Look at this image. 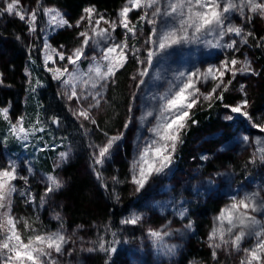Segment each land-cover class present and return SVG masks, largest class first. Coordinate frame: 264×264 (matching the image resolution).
I'll return each mask as SVG.
<instances>
[{
    "label": "snow or ice",
    "instance_id": "1",
    "mask_svg": "<svg viewBox=\"0 0 264 264\" xmlns=\"http://www.w3.org/2000/svg\"><path fill=\"white\" fill-rule=\"evenodd\" d=\"M41 10L46 18V26L40 27L38 32V14ZM133 12L138 13L135 21L130 15ZM4 14L25 23L29 35L40 38L44 34L39 51L45 70L58 82L57 95L65 101V107L79 122L85 137H90L88 125L103 132V141L97 143L89 138L87 147L90 150L93 174L106 190L108 183L102 169L120 147L125 133L120 131L110 135L99 129L95 111L109 103L106 93L116 84L118 73L130 59H134L138 65L136 73L131 77L137 90L143 87L148 95L147 89L155 87L158 81H166L162 92L154 91L148 96L153 103L138 118L141 127H147L148 135L137 136L135 152L129 162L128 182L135 193L144 190L154 177L167 175L171 171L177 150L184 143L183 136L189 128V122L192 125L198 124V121L192 119L195 107L202 102H208L209 107L213 100L222 102L224 93L229 90L238 74L259 75L246 56L241 60L235 53L240 51L239 45L248 44L249 38L256 40L257 47H264V36L257 38L245 27L254 17L264 19V0H124L115 18H108L94 5H90L82 9L75 24L70 23L57 8L39 6V0L38 7L31 11L21 6V0H3L0 15ZM234 16H238L243 23H234ZM61 28L80 29L77 32L79 44L70 50H66L63 45L59 49L52 47L48 35ZM117 29H123L120 39L115 35ZM200 44L226 50L232 55H225L219 64H210L203 69L175 70L169 78L166 75V65L175 52L185 46ZM29 47L35 48V44ZM85 62L87 66L82 67ZM153 69L155 70L152 71ZM25 75L29 77L31 91L35 92L43 86L39 79L32 82L28 68H25ZM228 76L231 78L226 79ZM209 82L212 83L211 89L201 91L200 85H207ZM0 83L3 81L0 80ZM240 91L243 99L235 105H223L229 110V114L223 117L224 120L234 121L238 115L251 124L252 128H258L260 133H264V122H255L248 111L250 102L243 84ZM135 95L134 92L133 97ZM129 112H132L131 104ZM0 118L8 123L3 143L7 145L10 140H15L25 149L29 147L26 142L36 137L37 133L44 132L47 127L39 112L35 122L27 127L23 116L12 122L7 107L0 108ZM49 120L53 125L59 126L61 123L59 116H52ZM130 123L131 117L124 123L125 130ZM241 139L245 144L250 143L247 135ZM251 143L255 148L248 163L264 164V137L257 136ZM49 147L50 145L44 144V147L36 150L43 152ZM70 158L71 149L60 151L52 171L41 175L40 182L44 189L38 202L28 187L29 177L34 174L31 161H24L28 175L20 174L18 159L9 158L5 164L0 165V264H63L60 258L66 253L71 255L73 250L66 249L65 246L75 243V233L71 236L67 234L60 213H55L52 217L58 222L57 229L50 230L43 225L38 215L24 217L17 216L14 212V197L17 194L26 205H33L34 209L45 207L51 196L64 187L65 182L57 169ZM200 159L208 160L209 156L202 155ZM18 180L23 181V189L17 186ZM111 181L113 184L121 183L116 176L111 177ZM214 183L212 178L207 181L210 186ZM111 195L119 201L120 197L115 189ZM170 203L174 214L181 220L185 219L188 212L185 202L173 198ZM258 216H264V191H244L241 194L237 190L231 195L228 203L213 218L207 235L206 243L211 250L212 260L217 261L218 253L223 251L227 255H239V264H264V219ZM143 220L144 213L133 211L121 219L120 223L136 226ZM170 225L171 221L160 228L149 227L146 230L158 255L174 256L178 245L169 244L166 238L175 234L183 235L193 229L191 220L184 224L183 229H172ZM105 229L111 232L112 240H106L104 235H100L97 241L92 242V247L81 250L102 252L106 256L105 264H111L118 251L116 245L120 241L116 232L111 231L107 225ZM249 241V246L245 247L244 244ZM190 264L199 262L190 261Z\"/></svg>",
    "mask_w": 264,
    "mask_h": 264
},
{
    "label": "rangeland",
    "instance_id": "2",
    "mask_svg": "<svg viewBox=\"0 0 264 264\" xmlns=\"http://www.w3.org/2000/svg\"><path fill=\"white\" fill-rule=\"evenodd\" d=\"M0 6H3V0H0ZM21 6L31 11L33 8L38 7V0H21ZM39 6L54 7L61 10L65 14L66 18L70 21V23L73 24H75L76 20L79 19V17L82 14L81 11V13L72 16L66 10L61 9L60 7H57L55 5H52L50 2L46 0H39ZM96 9L98 10L97 7ZM119 9H117L114 12V14H108L100 10L98 11L100 13L105 14L108 18H115ZM4 15H5L4 21H2L0 28V80L3 81V83H0V108L7 107L9 109V117L11 121L15 122L17 117L20 116L25 117L24 105L27 102L29 95L24 91H21L18 94H16V92L11 90L12 86L9 85L7 81L4 71V66L7 67L8 62H9L8 67L10 66V61L8 60L9 55L12 53L10 47L15 46L17 50L18 48L22 47L21 50L23 49L24 51V52L20 51V53L22 54L21 57L22 66L18 68V71L14 72V76L16 80L17 81L22 80V87H24L25 85H29V77L25 75V68H28L30 72L29 65L32 62V58L31 60H29L28 56H30V54H33L34 51H38L40 55L41 66L44 69V71H46L42 62V54L39 51V48H41L43 44L44 34H41L40 38H35L29 35L27 31V25L25 23L21 22L16 17L9 16L7 14ZM130 15L132 20L135 21L137 19L138 13L133 12ZM233 22L236 24L243 23V21L238 16L233 17ZM11 24L13 25L14 28V29L12 28L13 31L14 30L16 31L14 34L9 31L11 29L10 27ZM45 26H46V18H44L41 10L38 14V32L40 27H45ZM245 27L247 30L252 31L257 38L264 36V19H261L259 17H254L253 21L249 24H246ZM79 30L80 29H76V28H61L54 32H51L48 35L49 43L54 48L59 49L60 46L63 45L66 50H70L79 44V40L77 39V32ZM147 30L148 29L146 28L145 31L147 32ZM122 34H123V29H117L115 35L118 39L122 38ZM18 36L20 37V39H17ZM61 36H68L70 37V39L67 42H62ZM142 39L143 37H141V40ZM33 44H35V48L30 49L29 46ZM239 47H240V51L235 53L236 57L243 60L244 57L246 56L251 61L252 67L256 70V72H258V65L255 63L256 53L254 50L257 47L256 40L249 38L248 44L246 45L242 44L239 45ZM6 51H9V53H6L8 58H3V56H5ZM89 54L91 55V53ZM225 55L231 56L232 53L226 52V50L220 48L206 47L203 44L185 46L182 49L177 50L175 54L169 59L166 65L167 68L166 75L170 78L172 72L175 70H185V69L193 70L195 68L203 69L210 64H219V62L222 59H224ZM128 63H131L133 67L126 78V87L129 91V103L125 115L121 117L123 114L120 115L119 113H115L113 108L112 110L111 109L109 110L110 103L103 104L100 109L95 111V117L98 122L99 129H102L100 127V124L103 122L102 130L108 132L110 135L116 134L117 132L120 131H124L125 133L123 140L120 142V147L114 151L112 158L108 162H106V164L103 166L102 169L103 175L108 183L107 191L110 193H112L113 189H115L111 181V177L113 176H116L119 180L121 178V183H118L120 188L124 186V184H126L128 188L131 187L133 189V186L128 182L129 162L132 159L135 152V143L137 140V136L140 134L148 135L147 127L142 128L140 120L138 118L153 103L152 101L149 100L148 96L154 91L162 92L166 87V81H158L156 82L155 87H150L149 89H147L148 95L145 94L146 90L143 87L137 90L134 87L135 82L131 79V77L136 73L138 65L136 64L134 59H130ZM49 66L51 67V64ZM86 66L87 63L85 62V64H83L82 67H86ZM154 70L155 69H153L152 71ZM227 78H231V77L228 76L226 77V79ZM36 79L37 77L33 79V76L31 74V80L33 83L35 82ZM259 79L260 77L258 75L238 74L233 80L232 84L229 86V90L224 93L228 98L226 104L235 105L238 101L244 98L242 92L240 91V86L241 84H243L244 89L247 93V99L250 102V108L248 109V111L252 115L254 121L257 123L264 122V100L260 102L259 105H256L255 100L252 96V93H255L254 90H256L259 87V83H258ZM55 84L58 90L59 89L58 82L55 81ZM200 87H201V91L207 92L211 89L212 83L209 82L207 85H200ZM109 91L110 88L107 91L108 94ZM134 92L136 93L135 97H133ZM107 93H106V98L109 102V97L107 96ZM15 96H17L18 101L16 98L14 99ZM62 101L65 104V101L63 99ZM215 101L216 100H213L212 103ZM130 104L132 105L131 113L129 112ZM207 107H208V102H202L199 106L195 107L192 110V119L196 112L202 111V109H206ZM223 111L224 112L221 115L222 125H220L214 130L202 131V133L199 132L194 136H192L189 139L191 141V143L189 144L191 150L188 152L187 151L183 152V155L180 157L178 153L179 152V148H178L176 156H178L179 158L175 157V162L172 165L171 171L167 175L154 177L150 181V183L145 187V189L142 190L146 195L143 200L146 199L148 203H142L140 205L141 209L139 208L137 209L136 207H134L133 206L134 204L127 206L125 217L129 216L130 213H132L133 211L142 212L144 213V220L140 225H136V226L125 225L127 227L139 228V230L142 233L137 234V237L135 239H137L138 242L135 245L130 246V244L128 243L130 240L129 239L124 240L125 244L130 249H125L127 250L126 252H123L125 250H122L121 256L124 259H120V260L128 261L133 257H138L140 261L139 264H141L143 261L141 259L142 258L141 256H144L146 258L151 257L155 249L153 248L150 239L146 235V230L149 227L160 228L162 225L167 224L169 221H171L170 227L172 229H183L184 224H186L189 220L193 222V225L194 223L203 220L205 223L203 224V229H202L203 231H201L200 234V240H202V252H204L205 250L206 253H208L211 250L207 246L206 239L212 227L213 218L217 215L219 210L226 203H228L229 197L235 194L237 190H239L241 194H243L244 191H254V190L264 191V185H260L257 182L256 183L253 182L255 180V176L252 177L249 176L248 172H250L251 170L245 171V169L242 168L244 162L249 161V158L255 148V145L252 144L251 141L257 136L264 137V133H260L258 128H252L251 124H249L246 120H243V118L239 117L238 115L236 116V119L234 121H225L223 117L226 114H229V110L223 107ZM70 116L72 117L71 113ZM109 117L112 118L114 122L115 119L118 120V117H121V119L118 127H114L112 130L107 131V126L114 125L113 124L114 122L112 124L111 123L108 124L110 122ZM130 117H131V123L129 124L128 129L125 130L124 123ZM1 120L4 121L2 118ZM73 120L75 122V127L73 126L71 129H69L70 133L68 137L64 139L65 140L64 147L62 146L63 144L61 142L57 143L56 138L50 140L55 144H49L48 141L46 140H44L45 142H39V140H41V137L44 136L45 133L54 136L53 129L54 126L56 125H53L52 123L51 124L46 123L47 125L46 131L37 133L36 137L30 138V140L26 142L29 145L27 149L22 147L21 144L19 142H16L15 140H10L7 143V145L3 143V137L4 135H7V129H8V123L4 121V124L0 127V130L3 131V135L0 138V165L5 164V162L9 158L18 159L21 169L20 174L28 175L27 166L24 164V161L25 160L31 161L34 169L35 159L43 155V152L37 151L36 149L44 147V144L50 145V148L55 150L61 147V149L57 150L54 154L56 157L52 160V169L54 162L58 159V153L60 151H67L71 149V158L68 160L67 163L63 164L59 169H57V173L59 174V176L63 178L66 184L65 170H67V168L70 165L72 166L75 164L79 165L77 167L79 174L85 177L86 179H88L90 185L94 186V188L96 189V190L95 189L89 190L86 194L85 201L82 203L83 208L85 210H89L93 213L92 219H88V220L89 221L91 220L94 223L91 224L92 225L91 228L88 227V223H83V224L79 223V226L73 228L72 226L68 225L65 220H63L64 228L67 234L71 236L73 233H75L73 237L75 243H69L68 245L65 246L66 249L70 248L73 250L71 255H68L66 253L60 259L63 261V264H95L97 260L100 261L101 263V259H102L101 252L99 251L88 252V251H82L81 249L92 247V243L91 244L89 243L90 245L87 246L85 245L88 244L86 242L93 238H95V241H97L98 236L101 233H105V235L109 234V231H106L104 227L100 226L101 223H106L107 215L102 214L100 210L97 209V207L95 206L96 202H99L100 204H105V198L103 197L102 194L106 191V189L101 187L100 183L96 180L95 175L93 174L91 167L90 150L87 147L89 138L99 143L103 141L105 137L103 136V132L97 130V128L93 125H88V128L90 129V137H85L82 133L79 132L81 130L79 122H77L74 118ZM24 123H25V119H24ZM30 124L32 123H28V124L25 123V126L27 127ZM227 124L233 127L232 130L234 131L231 133H236L237 137L229 136L230 129H228ZM50 126L53 129H51ZM190 126H191V122H189V127ZM76 135L78 136L79 140L76 137ZM82 135L85 137V140L82 139ZM245 135L249 136L250 138V143L248 144H245L241 139ZM39 136L41 137L39 138ZM11 144L15 145L16 149H12L10 147ZM190 152L192 158L197 159V161L196 159L195 161L198 164H199L198 161L199 157H201L202 155H208L209 159L201 160V162H203L206 165V167L211 168V170L214 169V171H216L217 173H221L223 176V179L222 178L218 179V185H216L213 188V190H210L211 188L208 186L202 185V189L206 191V193H204L205 191L204 192L202 191V196L200 192H197V190L201 189V187L197 188L198 186H196L195 184L197 180L191 178V177H195L196 179H198L195 173H193L194 170L189 167V166H193L191 162L192 158L190 157ZM182 160L183 163L185 162L184 165H182ZM236 163L237 166H235ZM258 165L264 166V164H260V163H258ZM121 166L123 167V173H121ZM252 166L254 165L252 164ZM42 174H44V172L34 169V174L29 177L28 187L31 189L32 193L36 196L37 202L39 201V197L43 193V189H44V185L40 182V177ZM16 184L21 189L25 187L22 180L16 181ZM65 184L61 190H59L58 192L54 193L51 196L45 207L39 209H34L33 205H26L23 202L22 198H20L19 195L17 194L14 197L15 214L17 216H24V217H33L38 215L40 221L43 223L44 226H46L50 230H56L58 227V222L52 219L55 213L51 214L52 212L49 210L50 208L51 209L54 208L56 209L57 213H60L63 218H66L62 213L64 212L63 211L64 201L60 200L64 197V193L66 190ZM223 186L225 187L222 189ZM213 193H217V194H213ZM198 195H200V197ZM154 196H157L159 198V202L156 203L155 201V203H153L150 200V198L151 197L153 198ZM201 197H202V202H200L201 200H199V198ZM173 198H175L176 201L185 202L184 206L188 209L187 216L185 219L181 220L178 216L174 214V208L170 203ZM204 199L206 201H204ZM149 201H151V203ZM209 203L211 204L215 203L216 205L214 208L212 207L206 210L205 217L202 216L201 218L200 212L202 210V207L204 208ZM143 204L148 209L152 208L153 211H157L156 215L152 217L149 215L146 216L147 213L144 212ZM161 205H166V207H161ZM258 218L264 219V216H258ZM191 232L192 231H186L183 233V235L175 234L171 237L166 238L169 244L178 245V251H177L178 253L175 254L173 261L172 260L170 261V257L159 255L155 257L156 262L160 264H178L180 258L183 257L184 255L182 254L183 252L180 253L181 247L183 245L187 246L188 242H193V239L191 238L192 235ZM124 234L126 233L124 232ZM125 238H127V235ZM249 243L250 241L246 242L244 246L245 247L249 246ZM132 247L137 249H133ZM186 249L187 247L185 248V251ZM221 252L222 251L218 253V257L220 256ZM133 253H135L136 255H133ZM142 254H146V255H142ZM97 256H99L100 258H96ZM125 256H129V257H125ZM73 258L79 261H76ZM232 258L234 264H239V255L234 254L232 255ZM202 264L205 263L202 261Z\"/></svg>",
    "mask_w": 264,
    "mask_h": 264
},
{
    "label": "trees",
    "instance_id": "3",
    "mask_svg": "<svg viewBox=\"0 0 264 264\" xmlns=\"http://www.w3.org/2000/svg\"><path fill=\"white\" fill-rule=\"evenodd\" d=\"M46 1L50 2L52 5H55L57 7H60L61 9L66 10L72 16H75L81 13L82 9L89 5H94L98 8V10L104 11L108 14H114V12L117 9H119L124 3V0H46ZM4 16L5 15H0V28H1L2 21H4ZM10 27L11 29L9 31L14 34L16 31L15 30L13 31L14 29L13 25L11 24ZM61 38H62L61 39L62 42H67L70 39V37L68 36H61ZM14 47H10L12 53L9 55V58L6 54V53H9V51H6L5 56H3V58H8V60L10 61V66L8 67L9 62L7 64V67H5L4 65L3 66H4V71H5L7 81L9 85L12 86L11 90L16 92V94H18L21 91H24L29 95L27 102L24 105L25 123L26 124L34 123L37 112L41 114V119L44 122L46 121L45 123H49V124H51L49 120L50 117L59 116L61 119L60 125L54 126V129L50 126V128L53 129L54 136L51 134L48 135L45 133L44 136H42L43 138L39 136V138L41 137V140H39V142H45L44 140H46L48 141L49 144H55L51 142L50 140H52L53 138H56L57 143L61 142L63 144L62 146L64 147V143H65L64 139L68 137L70 133L69 129H71L73 126L75 127V122L73 118L70 116V113L68 109L65 107V104L63 103L62 99L57 95L58 90H57L55 81H53L49 72L44 71V69L41 66V62H40V55L38 51H34L33 54H30V56H28L29 60H31L30 57L32 58V62L29 65L30 72L33 76V79L37 77V79H39L42 82L43 86L37 88L35 92L30 90L29 85H25V86L23 85L24 87H22V80L17 81L14 76V72L18 71V68L22 66V60H21L22 54L20 53V51H23V49L21 50L22 48L21 47V48H18L17 50L16 47L15 48ZM254 50L256 53L255 63L258 65V73H259L258 76L260 77V79L258 80L259 87L256 90H254L255 93H252V96L255 100V104L259 105V103L264 100V48L256 47ZM132 67L133 66L131 63H127L125 68L122 69L118 73L116 84L114 86H111L109 94L107 93V96L109 97V103H110L109 110L110 109L112 110L113 108L115 113H119L120 115L123 114L121 117L125 115V113L127 112V108H128L129 91L126 87V78L129 75L130 71L132 70ZM15 98L18 101L17 96H15L14 99ZM227 100L228 98L224 94V99L222 102L219 100H216L215 102L212 103L211 107L208 106L206 109H202V111H198L194 114L193 119L198 121V124L196 125L191 124L186 134L183 136L184 143L179 146V152H178L180 157L183 155V152H186V151L188 152L191 150L189 147V144L191 143V141L189 139L192 136H194L195 134L199 132L202 133V131L214 130L220 125H222L221 115L224 112L223 105L227 103ZM41 105L43 107H41ZM121 117H118V120L115 119V122L112 118L109 117L110 122L108 124L110 123L112 124L114 122L113 123L114 125L107 126V131L112 130L114 127H118L120 124ZM3 124H4V121H2L0 118V127ZM100 127L103 129V122L100 124ZM227 127L228 129H230L229 136L237 137L236 133H231L234 131L232 130L233 127L228 124H227ZM79 132L82 133L81 130ZM2 135H3V131L0 130V138L2 137ZM76 137L78 138L77 135ZM82 139L85 140V137L83 135H82ZM10 147L12 149H16V146L13 144H11ZM60 149L61 147H59L56 150L51 149L49 147L48 150L43 151V155L35 159L34 169L42 171L44 173L52 171V160L56 157L54 154L57 150H60ZM176 157L179 158L178 156ZM190 157L192 158L191 152H190ZM195 159L192 158L191 162L193 166H189V167L194 170L193 173H195L198 179H196L195 177H191V178H194L195 180H197L195 184L196 186H198L197 188L201 187V189L197 190L196 188V190L197 192H200L202 196V191L203 192L205 191L202 189V185L208 186L211 188L210 190H213V188L216 185H218V179L219 178L223 179V176L222 175L217 176L216 175L217 172L214 171V169L211 170V168L206 167V165L203 162H201L200 157L198 158L199 164L196 163L197 159L196 161ZM184 164L185 162L183 163V160H182V165ZM78 166L79 165H76V164L73 166L70 165L67 168V170H65L67 185L65 184L66 190L64 193V197L60 199L61 201H64V207H63L64 212L62 213L66 218H63V220H65L66 223L72 226L73 228L79 226V223H82V224L88 223V227L91 228L92 226L91 224L94 222L91 220L90 222L88 219H92L93 213L89 210H85L83 208L82 203L86 199L87 192L95 188L94 186L90 185L88 179H86L85 177L79 174L78 168H77ZM235 166H237V163L235 164ZM242 168H244L245 171L251 170L250 172H248V174L250 177L255 176V180L253 182L255 183L257 182L260 185H264V166L263 165H258L257 163L256 165L252 166V164H249L248 162L245 161L244 164L242 165ZM121 173H123L122 166H121ZM209 178H212L215 181V183L211 186L207 184V181ZM120 181H121V178H120ZM113 186L115 187V190L119 192L118 194H119L120 199L118 202L115 200V198L111 195L110 192H108L107 190L106 191L104 190L105 192L102 195L105 198V204H100L99 202L95 203V206L97 207V209H99L102 214L107 215L106 223H101L100 226L105 228V226L107 225L108 228L111 229V231H114L117 233V239L120 241V243L116 245L118 251L116 254H114L111 264H139L140 261L138 257H133L130 260L126 259L128 261L120 260V259H124L121 256L122 250L130 249L129 247H127L124 240L129 239L130 241L128 243L130 244V246L135 245L138 242V240L135 239L137 237V234L142 233L139 230V228L127 227L125 225H121L120 221L121 219L125 217L127 206L134 204L133 205L134 207H136L137 209L138 208L141 209L140 205L142 203H148V201L146 199L143 200L146 196L143 191H141L140 193H135L133 189L131 187L128 188L126 184H124V186H122L121 188L119 184L117 185L113 184ZM224 187L225 186H223L222 189ZM204 193H206V191ZM213 194H217V193H213ZM198 196L200 197V195ZM150 200L153 203H155V201L156 203L159 202V198L157 196H154L153 198L151 197ZM199 200H201L200 202H202V197L199 198ZM151 201L149 202L151 203ZM204 201L206 200L204 199ZM215 203H212V204L209 203L204 208L202 207V210L200 212L201 218L202 216L205 217L206 210L212 207L213 208L215 207L216 205ZM146 208L147 207H145L143 204L144 212L147 213L146 216L149 215L152 217L156 215L157 211H153L152 208H149V209L148 208L146 209ZM49 211L52 212L51 214L57 213L56 209L54 208L52 209L50 208ZM204 223L205 222L203 220L202 221L200 220V222L194 223L193 229L191 230L192 231L191 238L193 239V242H188L187 246L183 245L181 247L180 253L183 252L182 254L184 255L183 257L180 258L178 264H189L190 261H197L200 264H202V261L205 264H234L232 255H227L223 251L221 252L217 261L212 260L211 251L206 253V251L204 250V252H202V240H200V234H201V231H203L202 229H203ZM124 232L126 234H124ZM100 235H104L106 240L113 239L111 232H109L108 235H105V233H101ZM126 235H127V238H125ZM94 241H95V238L90 239L86 242L88 244H85V245L89 246ZM186 247L187 249L185 251ZM132 248L137 249L134 247ZM126 251L127 250L123 252H126ZM101 255H102L101 263L100 261L97 260L95 264H105L106 256L102 252H101ZM133 255H136V254L133 253ZM142 255H146V254H142ZM157 256L159 255L157 254L156 251H154L153 255L149 258L141 256L142 257L141 259L143 260L141 264H160L156 262L155 260V257ZM174 256L170 257V261L171 260L173 261ZM125 257H129V256H125ZM96 258H100V257L97 256ZM73 259L76 260L75 258ZM76 261H79V260H76Z\"/></svg>",
    "mask_w": 264,
    "mask_h": 264
},
{
    "label": "bare ground",
    "instance_id": "4",
    "mask_svg": "<svg viewBox=\"0 0 264 264\" xmlns=\"http://www.w3.org/2000/svg\"><path fill=\"white\" fill-rule=\"evenodd\" d=\"M59 48V47H58ZM173 200V199H172ZM192 202V201H191ZM195 203V202H194Z\"/></svg>",
    "mask_w": 264,
    "mask_h": 264
}]
</instances>
